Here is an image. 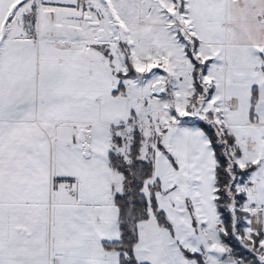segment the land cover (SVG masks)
<instances>
[{
  "label": "snow or ice",
  "instance_id": "1",
  "mask_svg": "<svg viewBox=\"0 0 264 264\" xmlns=\"http://www.w3.org/2000/svg\"><path fill=\"white\" fill-rule=\"evenodd\" d=\"M0 264H264V0H0Z\"/></svg>",
  "mask_w": 264,
  "mask_h": 264
}]
</instances>
